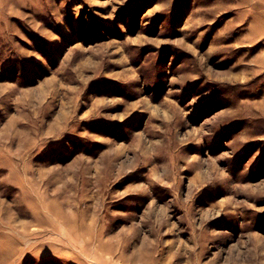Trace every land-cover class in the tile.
Segmentation results:
<instances>
[{
	"label": "rangeland",
	"instance_id": "rangeland-1",
	"mask_svg": "<svg viewBox=\"0 0 264 264\" xmlns=\"http://www.w3.org/2000/svg\"><path fill=\"white\" fill-rule=\"evenodd\" d=\"M0 264H264V0H0Z\"/></svg>",
	"mask_w": 264,
	"mask_h": 264
}]
</instances>
